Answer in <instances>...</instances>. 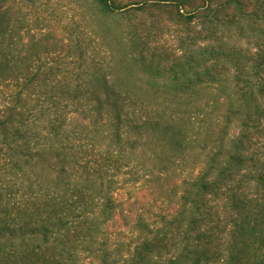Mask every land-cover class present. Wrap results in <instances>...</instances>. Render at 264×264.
<instances>
[{
  "label": "trees",
  "instance_id": "obj_1",
  "mask_svg": "<svg viewBox=\"0 0 264 264\" xmlns=\"http://www.w3.org/2000/svg\"><path fill=\"white\" fill-rule=\"evenodd\" d=\"M0 264H264V0H0Z\"/></svg>",
  "mask_w": 264,
  "mask_h": 264
},
{
  "label": "rangeland",
  "instance_id": "obj_2",
  "mask_svg": "<svg viewBox=\"0 0 264 264\" xmlns=\"http://www.w3.org/2000/svg\"><path fill=\"white\" fill-rule=\"evenodd\" d=\"M119 198H124V205L125 208L128 210V218L134 219L136 209L138 207L146 205L148 202L151 201L152 192L148 187H143L137 191V193L135 194V199H127V196H125V193L123 192L119 195ZM120 226H122V220L118 217L116 220V227Z\"/></svg>",
  "mask_w": 264,
  "mask_h": 264
}]
</instances>
